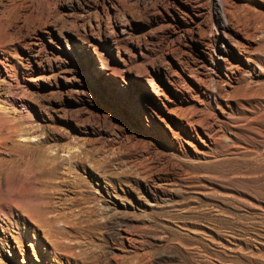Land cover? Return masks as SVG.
I'll list each match as a JSON object with an SVG mask.
<instances>
[{"label":"rangeland","instance_id":"rangeland-1","mask_svg":"<svg viewBox=\"0 0 264 264\" xmlns=\"http://www.w3.org/2000/svg\"><path fill=\"white\" fill-rule=\"evenodd\" d=\"M0 104V264H264V0H0Z\"/></svg>","mask_w":264,"mask_h":264},{"label":"bare ground","instance_id":"bare-ground-1","mask_svg":"<svg viewBox=\"0 0 264 264\" xmlns=\"http://www.w3.org/2000/svg\"><path fill=\"white\" fill-rule=\"evenodd\" d=\"M222 2V1H221ZM222 5H223V2H222ZM232 15V14H231ZM233 16V15H232ZM234 19H235V17H234ZM230 20L231 21H234L233 20V17H231L230 16ZM237 20V19H236ZM225 24L226 25H229L230 24V21L227 19V20H225ZM244 25V24H243ZM238 47V46H237ZM246 47L247 46H245V45H241V47L239 46L238 47V49H239V51L241 52H245V51H247V49H246ZM247 60L250 62L251 61V55H247ZM98 77L100 78L101 77V73L99 72V74H98ZM4 109V107L3 106H1V104H0V110H3ZM189 124V123H188ZM208 134V136L211 138V136L209 135V133H207ZM198 135V137H200L201 138V136L199 135V134H197ZM202 139V138H201ZM214 140V139H213ZM29 219V218H28ZM64 221V220H63ZM73 221V220H72ZM75 221V220H74ZM66 222V221H65ZM75 224V223H74ZM75 227V226H74ZM78 229V228H77ZM53 231V230H52ZM32 232H33V235H32V243L30 244V247H31V264H41V259H40V257H41V255H40V251L38 250V249H36V247L34 246V243H35V241H36V237H35V235H34V230H32ZM54 233V232H53ZM73 237V236H72ZM45 238H46V236H45ZM39 239V238H38ZM54 240V239H53ZM63 240V239H62ZM65 240H66V238H65ZM46 241H48V240H46ZM59 241V240H58ZM43 242H45V241H43ZM71 242V241H70ZM49 243V242H48ZM50 246V245H49ZM62 246V245H61ZM46 245L45 244H42V246H41V248L40 249H42L41 251H43V254L45 255V262L47 263V264H59V261H58V258L56 259L55 258V255L53 256V257H51L50 256V254L49 253H46ZM70 248V247H69ZM66 249V248H65ZM22 250V253H23V258H22V261L23 262H25V263H28V252H25L26 250H24V249H21ZM60 250H61V248H60ZM68 252V251H67ZM51 253H53V252H51ZM64 254V253H63ZM70 254H71V252H70ZM69 255V254H68ZM73 256V255H72ZM37 261V262H39V263H36V262H34V261Z\"/></svg>","mask_w":264,"mask_h":264}]
</instances>
